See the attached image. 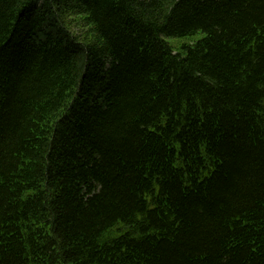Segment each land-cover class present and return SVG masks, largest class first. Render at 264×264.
I'll use <instances>...</instances> for the list:
<instances>
[{
  "label": "trees",
  "instance_id": "trees-1",
  "mask_svg": "<svg viewBox=\"0 0 264 264\" xmlns=\"http://www.w3.org/2000/svg\"><path fill=\"white\" fill-rule=\"evenodd\" d=\"M0 264H264V0H0Z\"/></svg>",
  "mask_w": 264,
  "mask_h": 264
},
{
  "label": "rangeland",
  "instance_id": "rangeland-1",
  "mask_svg": "<svg viewBox=\"0 0 264 264\" xmlns=\"http://www.w3.org/2000/svg\"><path fill=\"white\" fill-rule=\"evenodd\" d=\"M202 35L187 36L184 38H169L170 44L175 47L177 50L180 49L183 45H190L193 42L197 41Z\"/></svg>",
  "mask_w": 264,
  "mask_h": 264
}]
</instances>
